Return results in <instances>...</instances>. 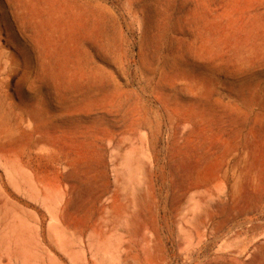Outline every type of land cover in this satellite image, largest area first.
<instances>
[{"label":"rangeland","instance_id":"374dc122","mask_svg":"<svg viewBox=\"0 0 264 264\" xmlns=\"http://www.w3.org/2000/svg\"><path fill=\"white\" fill-rule=\"evenodd\" d=\"M33 148L95 222L52 264H264V0H0V174Z\"/></svg>","mask_w":264,"mask_h":264},{"label":"crops","instance_id":"0c3cea01","mask_svg":"<svg viewBox=\"0 0 264 264\" xmlns=\"http://www.w3.org/2000/svg\"><path fill=\"white\" fill-rule=\"evenodd\" d=\"M29 151L14 154L13 165L4 161L0 174V264H52L55 252L69 259L77 234L95 223L89 217L54 216L55 187L66 189L65 204L71 201L69 187L55 183L52 163L50 169L39 170L33 161L37 151ZM97 241L98 247L99 237ZM94 251L99 256L98 248Z\"/></svg>","mask_w":264,"mask_h":264}]
</instances>
